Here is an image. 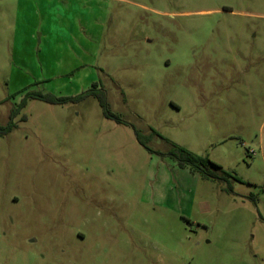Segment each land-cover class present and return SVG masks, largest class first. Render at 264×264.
<instances>
[{"label": "rangeland", "instance_id": "374dc122", "mask_svg": "<svg viewBox=\"0 0 264 264\" xmlns=\"http://www.w3.org/2000/svg\"><path fill=\"white\" fill-rule=\"evenodd\" d=\"M13 110L0 264H264V0H0Z\"/></svg>", "mask_w": 264, "mask_h": 264}, {"label": "trees", "instance_id": "16d2710c", "mask_svg": "<svg viewBox=\"0 0 264 264\" xmlns=\"http://www.w3.org/2000/svg\"><path fill=\"white\" fill-rule=\"evenodd\" d=\"M92 92H94L93 89L89 90L85 94L78 95L76 97H67V98H59V99H56L49 94H42V93H34L33 96L48 103H55V102L77 101L90 95ZM96 98L99 100V103L104 110V114L107 117H112L119 120L117 116L113 115L108 110V106L106 103V96L104 93L96 94ZM21 105L24 107L26 105V101L24 100ZM15 115H16V110H13L10 114L11 122L7 127H2L0 125L1 135H5L11 132L15 128V124L12 121ZM173 156L178 160V164L180 167L184 168L186 166H190L193 172L200 174L204 178H208V179L218 178V174L216 172H213V169L216 171H220L223 175V178L225 179L231 177V175L228 172L223 171L221 166L212 162L209 158L194 154L184 148H179V147L176 148V150L173 152Z\"/></svg>", "mask_w": 264, "mask_h": 264}]
</instances>
